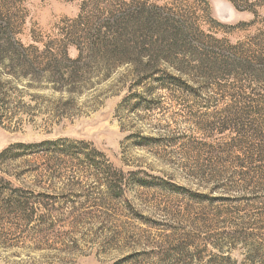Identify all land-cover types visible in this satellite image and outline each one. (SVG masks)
Instances as JSON below:
<instances>
[{
    "label": "rangeland",
    "instance_id": "rangeland-1",
    "mask_svg": "<svg viewBox=\"0 0 264 264\" xmlns=\"http://www.w3.org/2000/svg\"><path fill=\"white\" fill-rule=\"evenodd\" d=\"M138 6L189 20L199 46L109 71L91 64L93 79L72 94L34 65L42 53L86 55L91 29ZM0 24L17 49L0 63V154L20 143L88 145L69 151L77 157L0 162L10 194L35 213L25 222L0 206V264H264V68L253 60L264 0H0ZM229 51L254 69L233 65ZM206 57L212 64L199 65ZM167 72L180 81H157ZM95 151L125 174L123 196L97 186L81 154Z\"/></svg>",
    "mask_w": 264,
    "mask_h": 264
},
{
    "label": "trees",
    "instance_id": "trees-1",
    "mask_svg": "<svg viewBox=\"0 0 264 264\" xmlns=\"http://www.w3.org/2000/svg\"><path fill=\"white\" fill-rule=\"evenodd\" d=\"M138 7L133 11H130V9L126 10L123 15L121 13H118L119 15L111 14L112 21L107 22L104 26H98L99 28L91 29L83 38L85 40L86 55L82 48H79L80 54L74 60L69 58L66 50L59 53L49 52L46 53L47 55H43L45 53H42L40 56L41 61L37 60L38 62L34 65L38 67L44 65L46 72L51 75V82L58 83L61 87L62 85H66L69 87L68 92L72 94L73 90H71V87L81 84L83 81L90 80V78L93 79L90 70L94 69V67L91 64L103 65L104 68L101 71H109L122 63L133 64L135 61H138L139 64H144V58L152 52H165L174 58L181 54L180 51L182 48L194 45L199 46L197 43L199 41L190 35L192 34V30H194V26L189 20L184 17L175 18L165 16L158 8L148 11L144 10V6L143 8ZM9 30L8 24H0V44L5 40L10 45L9 50H5L2 45L0 46V63L7 57L10 60L17 59V56H15L17 49L13 47L14 45L11 42ZM128 37L129 39H127ZM203 52L207 51L203 49ZM226 56L229 59L231 58L232 64L235 66H239L248 71L254 69L253 61L249 60V58H239L236 53L231 51ZM151 58L152 56L146 61V65H151ZM253 60L262 64L261 66L264 68V49L256 54ZM163 61H166L164 63L166 66L170 65L168 60ZM206 64H212L209 58L206 57L205 59L199 60V65L203 66ZM165 75H167L166 79L163 78L164 80L157 81L164 82L165 84L172 81L174 83L180 81L177 75L168 72ZM239 133L244 135V137H258L257 133L254 135L253 133L251 134V131ZM86 146L88 145L84 142H72L68 140L44 141L40 144L20 143L2 152L0 154V162L4 163L7 160H17L46 151H57L58 156L68 155L77 157L76 152L69 154V151L72 149L78 150L80 148H86ZM257 151L260 155L264 153L263 148L257 149ZM93 153L90 155L82 152L81 154L83 159L89 162V166L94 169L96 179L100 178L97 186H105L111 196H123L128 186V180L125 178V174L112 168L108 164L105 156L100 152L95 151ZM81 154L78 155L81 156ZM250 154L251 152L248 155ZM78 171L80 172L79 169ZM59 174L61 175V173L55 170L49 175H54L55 178H64L63 176H58ZM75 176H77L76 173L72 175V179H77ZM11 191L10 182L0 177V206L2 205L1 207L4 209L9 208L13 210L15 208L21 214L25 215L26 219L24 221L29 222L35 213L28 208V203L19 201L15 197L13 198L10 194Z\"/></svg>",
    "mask_w": 264,
    "mask_h": 264
}]
</instances>
